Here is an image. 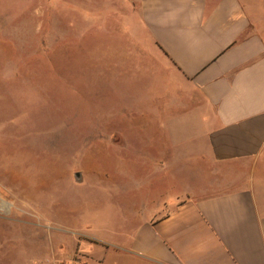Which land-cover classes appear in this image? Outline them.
<instances>
[{"label": "rangeland", "instance_id": "obj_1", "mask_svg": "<svg viewBox=\"0 0 264 264\" xmlns=\"http://www.w3.org/2000/svg\"><path fill=\"white\" fill-rule=\"evenodd\" d=\"M105 9L0 0V264H52L54 244L56 264H65L79 239L112 237L128 203L145 201L166 174L147 156L169 153L171 179L192 186L181 164L192 135L179 134L189 149L175 157L178 150L149 147L170 148L164 133L149 142L136 131L171 117L181 127L182 113H163L153 87L136 85L153 78L130 65L142 40L132 24L101 21Z\"/></svg>", "mask_w": 264, "mask_h": 264}, {"label": "crops", "instance_id": "obj_2", "mask_svg": "<svg viewBox=\"0 0 264 264\" xmlns=\"http://www.w3.org/2000/svg\"><path fill=\"white\" fill-rule=\"evenodd\" d=\"M79 1L111 6L101 21L136 27L143 45L130 65L153 75L136 85L153 87L163 113H182L181 127L171 117L136 131L146 141L164 133L170 148L149 147L175 157L189 149L179 134L192 135L181 161L192 186L171 179L169 153L147 156L148 166H168L158 188L128 203L112 237L79 239L65 264H264V0ZM51 252L56 264V244Z\"/></svg>", "mask_w": 264, "mask_h": 264}]
</instances>
